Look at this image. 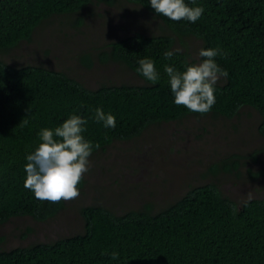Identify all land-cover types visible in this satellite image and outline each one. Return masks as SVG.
Here are the masks:
<instances>
[{
  "label": "trees",
  "instance_id": "obj_1",
  "mask_svg": "<svg viewBox=\"0 0 264 264\" xmlns=\"http://www.w3.org/2000/svg\"><path fill=\"white\" fill-rule=\"evenodd\" d=\"M117 1L0 0V225L26 216L44 222L64 209L65 201L38 200L24 187L25 165L27 155L42 143L41 130H54L71 115L87 120L83 136L93 145L90 157L154 125L190 116L233 119L246 107L259 113L258 131L264 138V0H185L189 7L204 8L195 23L157 14L150 0H125L159 17L177 37H195L201 40V49L221 50L215 60L228 77L216 84V102L205 114L174 102L165 65L183 72L196 63L185 50L165 59L166 51L176 50L175 36L165 31L135 32L80 57L88 68L95 60L122 65L142 80L140 84L102 83L90 88L64 71L11 64L4 58L31 42L44 23L79 13L90 4ZM144 58L154 61L160 74L156 84L137 72L138 61ZM97 108L115 117L114 129L95 120ZM240 164V156L232 154L210 170L232 173ZM85 184L82 178L77 187ZM80 214L85 222L82 233L0 248V264H264V199L237 204L214 183L190 187L156 212L149 206L117 215L93 204L81 207ZM114 251L119 253L117 260L111 259Z\"/></svg>",
  "mask_w": 264,
  "mask_h": 264
},
{
  "label": "rangeland",
  "instance_id": "obj_2",
  "mask_svg": "<svg viewBox=\"0 0 264 264\" xmlns=\"http://www.w3.org/2000/svg\"><path fill=\"white\" fill-rule=\"evenodd\" d=\"M162 31L175 36L176 49L189 52L196 64L201 63V40L177 37L159 17L125 0L114 5L90 4L79 13L44 23L31 42H24L4 58L11 64L44 65L64 71L90 88L102 83L140 84L142 80L122 65L95 60L88 68L80 57L135 32ZM224 81L221 78L217 83ZM259 120V113L246 107L233 119L190 116L149 127L134 139L116 141L89 158V171L83 176L86 184L78 188L79 197L65 201L56 217L44 222L18 217L0 225V248L82 233L85 222L80 208L86 205H101L117 215L149 206L156 212L190 187L207 183L217 184L237 204L264 199V138L258 131ZM258 150L254 156L252 153ZM232 154L240 156L236 171L211 172L213 164Z\"/></svg>",
  "mask_w": 264,
  "mask_h": 264
},
{
  "label": "clouds",
  "instance_id": "obj_3",
  "mask_svg": "<svg viewBox=\"0 0 264 264\" xmlns=\"http://www.w3.org/2000/svg\"><path fill=\"white\" fill-rule=\"evenodd\" d=\"M150 5L157 14L172 21L187 20L195 23L204 12L203 7H189L185 0H150ZM179 51L180 49L166 51L165 59H171ZM221 54L220 49H201L199 55L205 59L199 64L187 66L183 72L165 65L164 72L168 76L176 105H183L195 113L205 114L211 111L216 102L215 86L221 78L226 81L228 77V72L215 60ZM138 64L137 72L146 80L152 84L160 80L154 61L144 58ZM95 120L103 122L106 128L116 127L115 117L105 114L102 108L95 110ZM24 123L27 121L24 120ZM86 124V119L71 115L54 130H41L42 143L27 155L28 163L25 165L27 175L24 187L31 190L36 199L59 203L61 200L70 201L79 197L77 186L89 171V157L93 150L92 143L83 136ZM118 258V252L111 253L112 260Z\"/></svg>",
  "mask_w": 264,
  "mask_h": 264
}]
</instances>
